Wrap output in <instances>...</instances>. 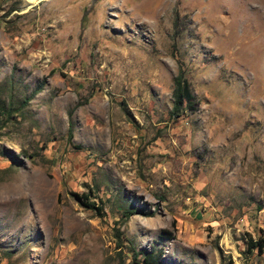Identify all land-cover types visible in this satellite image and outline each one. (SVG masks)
<instances>
[{
    "label": "rangeland",
    "instance_id": "rangeland-1",
    "mask_svg": "<svg viewBox=\"0 0 264 264\" xmlns=\"http://www.w3.org/2000/svg\"><path fill=\"white\" fill-rule=\"evenodd\" d=\"M253 240L264 0H0V264H264Z\"/></svg>",
    "mask_w": 264,
    "mask_h": 264
},
{
    "label": "trees",
    "instance_id": "trees-1",
    "mask_svg": "<svg viewBox=\"0 0 264 264\" xmlns=\"http://www.w3.org/2000/svg\"><path fill=\"white\" fill-rule=\"evenodd\" d=\"M173 83H174L172 90L173 109L176 111L179 108H185V107L193 108L196 103L195 97L191 91L187 78L183 74V69L181 67L179 68L177 74L174 76ZM88 205L93 206L98 211V213L102 215L100 206L95 205L93 202L91 203L89 202ZM133 212L134 210H130L127 213H124L125 218L129 217V215ZM255 245H258V250L262 252L264 246L263 240L251 241V246L255 247ZM133 253H134V257L139 253L142 254L141 264H159V257L161 255V250L155 252L153 250H146V249L141 251H137L133 249Z\"/></svg>",
    "mask_w": 264,
    "mask_h": 264
},
{
    "label": "bare ground",
    "instance_id": "bare-ground-1",
    "mask_svg": "<svg viewBox=\"0 0 264 264\" xmlns=\"http://www.w3.org/2000/svg\"><path fill=\"white\" fill-rule=\"evenodd\" d=\"M29 1L30 3H33V2H37L38 0H27Z\"/></svg>",
    "mask_w": 264,
    "mask_h": 264
}]
</instances>
